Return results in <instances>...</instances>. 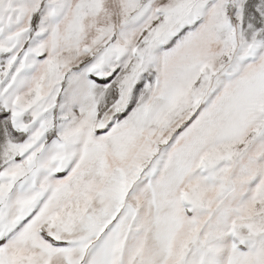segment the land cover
Here are the masks:
<instances>
[{
  "label": "snow or ice",
  "instance_id": "6c2138e0",
  "mask_svg": "<svg viewBox=\"0 0 264 264\" xmlns=\"http://www.w3.org/2000/svg\"><path fill=\"white\" fill-rule=\"evenodd\" d=\"M0 264H264V0H0Z\"/></svg>",
  "mask_w": 264,
  "mask_h": 264
}]
</instances>
